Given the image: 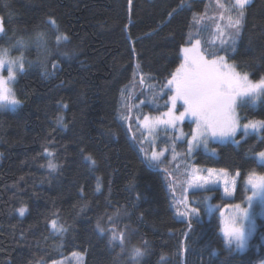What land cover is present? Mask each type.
<instances>
[{"label":"trees","instance_id":"16d2710c","mask_svg":"<svg viewBox=\"0 0 264 264\" xmlns=\"http://www.w3.org/2000/svg\"><path fill=\"white\" fill-rule=\"evenodd\" d=\"M184 1L0 0V46L24 64L15 88L20 106L0 111V264H49L75 252L83 264H130L133 247L148 248L140 264H264V223L249 248L232 255L220 214L206 219L200 212L189 228L173 207L164 173L143 162L119 118L122 96L138 74L163 82L182 63L192 16L205 7L189 0L178 8ZM38 30L50 32L53 47L57 36H67L62 51L75 50L71 59L49 57L55 74L47 78L36 46H17ZM225 55L252 80L264 76V0L247 6L239 43ZM238 114L264 120V101L238 107ZM212 145L217 155L199 152L196 164L264 173L253 156L264 150V129L239 146ZM122 231L123 252L117 240L109 245L111 232Z\"/></svg>","mask_w":264,"mask_h":264},{"label":"snow or ice","instance_id":"6c2138e0","mask_svg":"<svg viewBox=\"0 0 264 264\" xmlns=\"http://www.w3.org/2000/svg\"><path fill=\"white\" fill-rule=\"evenodd\" d=\"M129 3H131V0H129ZM249 3L250 0H234V3L230 4L228 11L234 13V15L228 16V26L235 29V31L228 33L227 39H225V33L217 27L218 38L222 46L220 49L215 52L209 51L207 45L203 44L200 39H195L194 43L189 41L191 47L181 48L183 62L171 73L166 84L161 85L160 95H167V111L161 112L156 117L145 115L141 122L142 126L152 129L163 125L166 128L176 129L177 122L183 121L186 117L191 118L195 127L192 128L190 137L187 139L189 153L200 144L207 148L210 140L223 142L236 136L237 130L240 128V122L236 115L237 108L249 105L255 106L258 101H264V76L256 81L249 79L248 73L238 72L234 65H230L225 61V56L219 55V51L224 50L227 53L229 41L235 43V38L240 34V27L245 19ZM218 7L223 8L224 5L218 4ZM221 19H224V17L221 16ZM49 38L50 32L48 30H38L29 41H17V46L20 48L30 45L36 46L39 53L38 59L42 57L40 66L43 69L42 75L45 78L55 74L48 71L49 57L60 55L71 59L75 55V50L62 51L61 49V45L67 44V36H57L55 47L49 44ZM216 38L214 36L208 42L213 48L216 46ZM28 67H32L31 62H29ZM57 67L58 65L53 61V68ZM18 68L19 71L24 69L22 58L9 59L7 49L0 50V71H6L8 74L6 79L0 76V110L18 104V100L15 98L11 87H9L15 80ZM141 80L143 81V77H141ZM164 89H167V92H164ZM178 102L180 106H178ZM261 129H264V120H252L242 126L245 136L250 134V130L252 133H257ZM234 142L239 143V141ZM165 150L162 149L157 152L153 149L151 157L149 158L146 154L143 162L150 168H158L163 163L161 157L164 156ZM258 156L260 161L264 162V151L259 152ZM85 159L91 165H95V161L91 156H87ZM49 166L53 169L55 167L51 164ZM226 175L223 172L218 174L220 178L226 177ZM236 175H239V173ZM186 182L190 189L210 190L207 186L217 183L218 180L214 179V172L209 169L207 177L195 175V172H193ZM246 183L252 190L251 196L248 197V207L239 215L232 217L221 229L224 238L223 245L229 255L236 251L242 252L245 250L247 240L256 228L254 214L251 209L253 202L257 199L260 204L259 215L264 216V175H257L254 171H251ZM223 184L224 195H233L235 181L230 182L224 178ZM207 199L205 197V200ZM178 203L183 205L184 211L178 210L177 214L186 217L188 227L191 228L194 222H198L199 210L195 206H189L186 197ZM239 207V205H236V208L239 209ZM18 211L20 215H23L26 209L20 208ZM208 211H211V206H209ZM53 226L55 227V225ZM97 229L101 233L105 232V228L99 221L97 222ZM57 231L62 232L65 229L60 228ZM117 238H119L121 251H126L123 247L126 242V235L123 231L119 233V237L114 232L109 240V245H114ZM147 252V247L143 249L133 247L129 253V258L134 264H140V258L146 255ZM211 256H217L215 249L212 250ZM221 264H224V261H221Z\"/></svg>","mask_w":264,"mask_h":264},{"label":"rangeland","instance_id":"374dc122","mask_svg":"<svg viewBox=\"0 0 264 264\" xmlns=\"http://www.w3.org/2000/svg\"><path fill=\"white\" fill-rule=\"evenodd\" d=\"M203 1L205 4L204 11L202 13L196 12L193 14L192 26L187 35V43L183 47H191V43H189V41L194 43L195 39H200L203 44L207 45L209 51L215 52L217 49H220L222 47L220 44V39L218 38L219 33L217 32V27H219V29L225 33V39H227L228 33L235 31V29H232L228 26L229 23L228 16L234 15V13H230L228 9L230 7V4L234 3V0H203ZM252 1L253 0H250L249 5L251 4ZM188 4H189V0H185L180 4L178 8L186 7L188 6ZM218 4H223L224 7L223 8L218 7ZM221 16H223L224 19H221ZM243 24L244 21L240 27L239 36L235 38V43L229 41V44L227 45L228 54H232L236 49V46L239 43L242 34ZM214 36L217 37L215 40V45H216L215 48H213L211 44H208V42L212 40ZM4 49L5 48L0 46V50H4ZM225 54L226 53L224 50L219 51V55L225 56V61L230 65H234L236 70L240 72L236 64L232 60H230ZM181 56L183 62L182 52H181ZM9 59H17V58H13L9 54ZM23 71H19L18 68L14 82H12L9 85V87H11L12 92L15 95V98H16V94H15L16 83L18 81L19 75ZM240 73L243 74L244 72H240ZM7 75L8 74L6 71H0V76L4 77L5 79L7 78ZM141 77L143 76L138 74L137 75L138 80L134 78V81H132L128 86V88L125 90L122 96L123 98L121 100L122 114L119 115V118L127 124L129 133L134 139L135 143L137 144L143 159H145L146 154L150 158L153 149H155L157 152H159L162 149H166L164 151V156L161 157L163 163H161L157 169H159L164 173L166 178L165 180L166 185L168 189L173 193V196L176 197L177 200L175 201L176 204L175 203L173 204V207L174 209H176V212H178V210L184 211L183 205L178 202L183 201L186 197L187 201L189 202V206H195L199 210V212H203L206 219H210L214 214L217 215L220 214L219 227H220L221 236L223 238V234L221 231L223 226L227 224L232 217L239 215L240 212H242L245 208L248 207V197L251 196L252 190L250 186L246 183V180L250 173H247L242 176L241 173L238 171L230 172L223 169H212L214 172V179H217L218 182L208 185L207 187L210 190L190 189L188 188L186 181L190 178L193 172H195V175L207 177L208 170L211 169L196 164L195 162L197 159L196 155L199 152L216 156L217 150L215 147H213L212 144L230 143L233 144L234 146H239L240 143L245 141L248 137L254 136L257 139L261 138L263 129H261L257 133H252L250 130V134L245 136L242 131L243 124L257 119H243L238 114V108H237L236 115L240 122V128L237 130L236 136L234 138H230L223 142L219 140L216 141L210 140L207 148H205L202 144H200L194 147L192 152L189 153L187 139L190 137L192 128L195 127V124L193 123L191 118L186 117L183 121L177 122L176 129L166 128V126L163 125L152 129L142 126L141 122L145 115L150 117H156L160 115L161 112L167 111V106H166L167 95H160L161 85L166 84L167 79L163 82H157L156 80L151 78V76L148 77L144 76L142 81ZM249 79H251L250 76ZM136 82L140 86H134ZM135 89L138 90L137 92L134 93ZM163 91L167 92V89H164ZM261 102L262 101H258L254 107H257ZM19 106H20V102L18 101V104L15 105L14 107L9 106L8 108L0 111L15 110ZM178 106H180L179 102H178ZM234 141H239V143H236ZM259 152L253 153V156L258 162V164L264 166V162H261L259 159L258 156ZM221 172L226 173L227 174L226 177L220 178L218 174H220ZM237 173H239V175H236ZM255 174L264 175V173H256V172ZM224 178L228 179L230 182L232 180L235 181L233 195L231 196L224 195V190H223ZM240 184L242 186V189L238 191L237 188ZM193 192H201L202 194L201 196H194V197L190 196V193ZM218 194L220 196V199H217ZM205 197H207L208 199L205 200ZM196 205H198L201 209H199V207H197ZM236 205L240 206L239 209L236 208ZM209 206H211V211H208ZM251 211L254 214L253 218L255 221L256 228L253 231L252 235L248 238L246 248L242 252H245L249 248L250 241L262 226L261 222L264 223V216L259 215L260 204L258 199L253 202V207ZM179 217H181L184 220H187L186 217H182V216ZM113 233L114 232H111L110 235L112 236ZM116 235L117 237H119L117 233ZM117 241L119 242V238H117ZM261 241L264 244V234L261 237ZM115 243L117 242L115 241ZM83 263H84V255L82 253L75 252L49 264H83ZM130 264H134V262H130Z\"/></svg>","mask_w":264,"mask_h":264},{"label":"water","instance_id":"95a60500","mask_svg":"<svg viewBox=\"0 0 264 264\" xmlns=\"http://www.w3.org/2000/svg\"><path fill=\"white\" fill-rule=\"evenodd\" d=\"M3 32H4V20L0 15V36L3 34Z\"/></svg>","mask_w":264,"mask_h":264}]
</instances>
